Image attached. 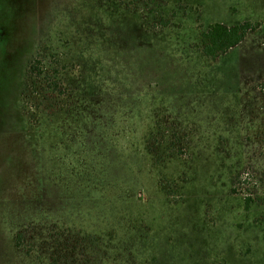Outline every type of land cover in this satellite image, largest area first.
<instances>
[{
  "label": "rangeland",
  "instance_id": "1",
  "mask_svg": "<svg viewBox=\"0 0 264 264\" xmlns=\"http://www.w3.org/2000/svg\"><path fill=\"white\" fill-rule=\"evenodd\" d=\"M215 23L253 29L212 62ZM48 44L76 106L37 130ZM0 264H264V0H0Z\"/></svg>",
  "mask_w": 264,
  "mask_h": 264
},
{
  "label": "trees",
  "instance_id": "2",
  "mask_svg": "<svg viewBox=\"0 0 264 264\" xmlns=\"http://www.w3.org/2000/svg\"><path fill=\"white\" fill-rule=\"evenodd\" d=\"M252 29L249 23L234 26L215 23L208 26L200 39L203 58L216 62L222 55L237 49ZM72 69L70 61L63 58L62 54L50 44L41 46L27 62L19 99L21 117L30 128L38 130L48 125L60 124L73 112L76 105L71 101L68 95L70 92L65 88L66 84L70 83ZM77 91L76 88L71 90L75 94ZM60 98H63L61 102H59ZM149 144L148 141L147 152L160 163L161 159L153 154ZM66 225L68 224L64 223V226ZM84 235L85 244L94 250L103 243L101 242L103 236L97 233ZM23 238V232L18 231L15 234L14 243L17 249H22ZM80 244H77L75 249H79Z\"/></svg>",
  "mask_w": 264,
  "mask_h": 264
}]
</instances>
